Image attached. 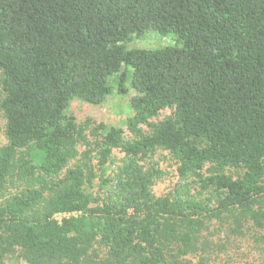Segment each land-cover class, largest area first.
Listing matches in <instances>:
<instances>
[{"label": "trees", "instance_id": "trees-1", "mask_svg": "<svg viewBox=\"0 0 264 264\" xmlns=\"http://www.w3.org/2000/svg\"><path fill=\"white\" fill-rule=\"evenodd\" d=\"M128 73L133 140L68 114ZM0 116V264H264V0H0Z\"/></svg>", "mask_w": 264, "mask_h": 264}, {"label": "rangeland", "instance_id": "rangeland-1", "mask_svg": "<svg viewBox=\"0 0 264 264\" xmlns=\"http://www.w3.org/2000/svg\"><path fill=\"white\" fill-rule=\"evenodd\" d=\"M176 44L177 41L174 34L161 35L158 32L151 31L148 32L144 37L134 38L127 44V48L129 50H155L167 46H174ZM126 69L132 72L131 69L123 66L120 74L124 73ZM108 84L111 88V93L107 97L105 103L100 106H91L82 100H74L70 105L68 114L74 117L79 125L90 124L91 128H94L99 124H105L110 127H119L124 131V136L126 139L133 140L136 136L129 130L127 126V120L134 115L131 100L137 95V92L132 87L131 74L128 73L125 80V93H121L119 91L117 76L111 77ZM172 114L173 109H165L161 111L157 117L150 119V123H158ZM3 124L4 120L0 116V145L6 142ZM139 128H141L143 134H150L152 131L148 124H142L139 126ZM90 131L91 130H87V134L90 133ZM85 149V147H80V152H84ZM119 159L120 158H118L117 161ZM141 164H143L146 168L155 165L161 170L162 176L157 179L155 185L153 186V193L158 197L167 194L177 183L180 182V178L177 174L176 161L171 157L169 152L164 151L161 148H158L155 152H153V154H150L145 159V161H141ZM195 189H198V187L195 186ZM222 238L225 239V236H222ZM240 253L247 254L250 257L255 258L258 255L255 253V251H253V247H251V245L243 248ZM229 263V260H226L224 264ZM236 264L259 263L254 262L253 259H244L240 260ZM260 264H262L261 259Z\"/></svg>", "mask_w": 264, "mask_h": 264}, {"label": "built area", "instance_id": "built-area-1", "mask_svg": "<svg viewBox=\"0 0 264 264\" xmlns=\"http://www.w3.org/2000/svg\"><path fill=\"white\" fill-rule=\"evenodd\" d=\"M73 215H77V214H73ZM58 216L61 217V218H63L65 216H71V214H64V215L59 214ZM58 216H57V219L58 220H61V218H59Z\"/></svg>", "mask_w": 264, "mask_h": 264}]
</instances>
